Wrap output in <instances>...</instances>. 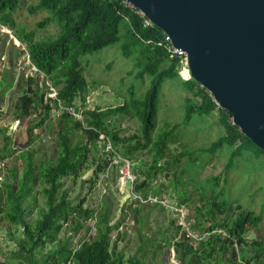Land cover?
<instances>
[{
	"label": "trees",
	"instance_id": "trees-1",
	"mask_svg": "<svg viewBox=\"0 0 264 264\" xmlns=\"http://www.w3.org/2000/svg\"><path fill=\"white\" fill-rule=\"evenodd\" d=\"M21 0H0V26L14 30L16 28L12 13L15 12ZM31 14L47 12L50 18L40 24L45 28L50 23H57L61 27V36L55 40L34 41L31 35L17 34V38L26 44L31 62L43 72L48 80L53 82V87L59 91V98L66 107H73L77 100L82 106L87 105L88 85L82 68V58L87 54L98 52L111 47L120 41L127 39L124 46V55L132 57L136 54L135 68L138 69L137 79L144 80L151 78L152 86L143 99L134 96V89L131 90V101L123 106L110 107L107 110H86L84 123L86 128L81 127V122L73 116L65 113L61 117V132L59 133V157L57 163H45L38 166L34 157L37 150H27L21 158L26 161L23 168V175L19 177L16 170H12L5 182L0 187V222L2 217L11 227L7 235L11 243H15L13 251L5 264H145L139 259L126 260L123 254L116 252L117 247L113 244L112 238L115 232H119L125 221L128 219V212L134 215L136 223L140 227L146 215H142L140 205L135 208L129 204L124 209V219L115 227H112V206L104 202L101 212L97 218L93 217L94 211L85 210L83 204H73L70 193L65 189L63 180L66 177L82 178L91 169L93 179H98L101 174L110 170V162L103 159L100 163L93 159L90 161V154L97 147L100 134H105V145L109 140L113 147V153L122 154L125 159L134 160V155L151 149L155 157L154 170H167L173 165L168 162L167 166H159L166 158V152L171 143L176 140L175 135L183 124L189 125L195 116H214L219 114L221 125L225 129V135L210 147L203 149V152L214 155L222 150L225 145L233 146L232 158H240L241 150L245 143L248 149H254L257 154H264L250 139L243 135L240 129L233 124L232 115L217 105L211 94L202 88V85L195 79L185 81L180 74L182 60L173 57L169 53L165 33L156 26L145 28V18H142L138 11L133 10L127 4V0H40L31 7ZM125 32V35H122ZM180 81L185 85L190 96L186 100V112L184 121L176 125L169 124L167 129L156 141L154 134L158 128L160 114L161 96L165 85L169 81ZM2 82L0 87L6 85ZM13 83L1 93L4 96ZM25 94L15 104V111L18 112V119H25L36 109H39L40 121L29 124L28 132L31 135L35 129L41 128L52 115V105L46 101L45 91L39 88L35 78L29 77ZM49 90V89H48ZM80 110V109H79ZM127 116L134 117L141 122L142 135L124 138L119 135L118 130L111 129L108 121L113 117ZM74 128L82 129L90 138V145L83 142H73L71 134ZM83 126V124H82ZM75 130V131H77ZM5 134V133H4ZM5 137V140H8ZM135 141L133 144L128 141ZM240 144V145H238ZM238 145V146H237ZM107 147V146H105ZM121 152H120V151ZM1 154V152H0ZM112 154V153H111ZM197 153L187 152L183 156L194 157ZM110 154L107 153V156ZM12 156L0 155V159ZM157 156V157H156ZM158 162L159 159H163ZM180 161L178 158L177 162ZM40 171L38 172V169ZM233 168L231 162L224 168V174L211 177L208 181L216 186L221 183V177L227 175ZM12 176V178L10 177ZM152 175H149V179ZM183 180L175 183V187H181ZM42 186L40 193L45 198V208L42 209L41 218L31 225L27 216L34 209L36 201V188ZM185 186V185H184ZM227 186V185H226ZM149 184L143 181L134 186V192L147 198ZM221 191L207 202L196 217V225L192 231L209 232L216 229L224 230L232 240H222L218 236H212L207 241L196 246L195 239L189 237V233L180 236L182 227H178L177 234L171 238L163 232L162 245L169 249L173 248L180 264H238L233 249V240L239 245L238 258L244 264H264V243H254L255 251L242 249L246 244V235L250 228H259L263 217L253 212L240 211L235 218L231 219L232 209ZM185 197L184 193H180ZM185 202V198L180 199ZM163 209V208H162ZM164 210V209H163ZM216 212L219 213L216 216ZM97 213V212H96ZM218 216H223L221 219ZM95 219L94 230L96 236L89 242L81 244L80 248L73 252L67 243L61 239L65 225L72 223L71 230L77 235L80 233L85 222ZM208 225V226H207ZM21 229V236L17 237V231ZM16 230V232H15ZM91 231L88 229L86 235ZM121 234H119V237ZM202 236V237H203ZM181 237V239H179ZM52 248L47 253L44 251ZM234 250V249H233Z\"/></svg>",
	"mask_w": 264,
	"mask_h": 264
},
{
	"label": "rangeland",
	"instance_id": "rangeland-1",
	"mask_svg": "<svg viewBox=\"0 0 264 264\" xmlns=\"http://www.w3.org/2000/svg\"><path fill=\"white\" fill-rule=\"evenodd\" d=\"M39 1H20L17 10L12 13L16 26L14 30L0 26V85L2 82L7 83L0 87V155L12 154V156L0 159V187L12 170H16L19 177L23 175L26 161L21 156L27 150L38 151L34 157L38 166L42 167L49 162L57 163L60 151V121L65 113L74 115L73 118L83 124V126L81 124L83 129V127L86 128L83 115L86 110L99 109L103 111L110 107L123 106L128 100L131 101L132 88L134 96L143 99L152 86L151 78L145 77L144 80L136 78L139 71L135 68L136 54L134 53L132 57L124 55V46L127 42L125 38L114 46L87 54L82 58V68L88 85L86 106L83 107L80 100H77L73 107H55V103L52 102H62L59 98V91L55 90L57 88L53 87V82L33 65L26 44L22 43L17 38L18 35L15 34L17 32L31 35L34 41L55 40L61 36V27L57 23H50L45 28L39 27L50 18L47 12L31 14V7L36 6ZM10 35L15 39H11ZM122 35H125V32H122ZM29 77L37 80L39 88L46 93L47 103L53 106L50 120L41 128L35 129L31 135L28 132V126L41 120L39 109L31 112V115L25 119H18V112L15 111V104L25 94ZM11 82L13 83L12 87L2 96L1 93ZM189 96L190 92L182 82L176 80L166 83L161 96L158 128L154 134L156 141L169 124L176 125L184 121L186 100ZM111 120L108 121V126L118 130L122 137L129 138L128 140L133 136H137V140L142 138V125L137 118L119 116L113 117ZM70 125L73 127L74 122L71 121ZM82 129L77 130L73 127L72 141L90 145V138ZM224 135L225 129L220 123L219 114L215 113L214 116L205 118L199 115L195 116L189 125L183 124L178 130L175 135L176 140L171 143V147L166 152L165 160L164 158L158 160V162L164 160L159 165L162 167L171 162L173 165L170 166V169H155L154 172L148 174L155 167L154 154L149 151L151 149L135 154L131 168H129L128 160L122 154H114L112 146L103 143L107 138L105 134H100L97 147L90 154V161L96 158L95 160L100 163L106 159L110 162V170L89 183L88 180L92 178L94 169L87 172L86 168V174L82 178L66 177L63 180L65 189L69 191L74 205L81 203L85 210L96 211L97 213L95 212L93 215L95 219L101 212L104 202L107 203V206H112V227L124 219L123 210L121 220L116 222L121 210V203L129 194L132 196L128 199L129 202L125 204L124 209L129 204L133 206L135 201L140 202L134 206L138 208L140 205L142 215L147 217L146 220L142 221L139 227L136 218L129 211L128 219L122 229L115 232L112 238L113 244L117 247L116 252L123 254L127 261L137 258L145 264H180L174 247L169 249L163 246L162 250L159 249L163 241V232H165V236L173 238L177 234L178 227L183 225L185 231L195 239L196 246L207 241L196 239L201 233L192 236L193 231L191 228H187L182 214H185L188 222L195 226L198 213L202 211L203 217V212L207 213L208 211L203 209L205 204L221 191L232 209L231 219L240 212L238 211L240 208H242L241 211L253 212L255 215L263 217L259 228H250V233L246 235L247 244L242 248L247 251H255L254 243H264V154H257L253 150L254 147L253 149L246 148L247 145H250L247 143L241 150V157L236 159L232 158L234 147L229 145H225L214 155L203 152V149L210 147ZM5 137L9 139L5 140ZM128 142L136 144L132 140ZM187 152L197 154L194 157L183 156ZM107 153L110 155L107 156ZM178 158H180L179 162H177ZM229 162L232 163L233 168L227 175L221 177V183L218 186L210 183L209 178L224 174V168ZM129 171L133 179L130 178ZM149 175H152V179L148 178ZM10 177L12 178V176ZM130 180L133 181L132 189L129 188ZM181 180L185 186L175 187V183ZM143 181L149 184L147 192L152 193L148 197H159L158 201L143 203L136 197L140 194L134 192V186H138ZM41 187L36 188L34 209L26 217L31 225L41 218L40 213L45 208V198L39 194ZM182 192L185 197L180 196ZM181 198H185V202H181ZM238 206H240L239 209ZM178 212L181 214V218ZM218 214L216 212V216ZM218 217L223 219V216ZM95 219L85 222V227L78 235L71 230L74 226L72 223L65 225L61 239L68 244L70 250L77 251L82 243L89 242L96 236ZM10 229L11 227L2 217L0 222V264L9 262L11 253L15 251V243H11L7 235ZM88 229L91 231L86 235ZM119 234H121L120 237ZM182 234L181 232V237ZM16 235L17 237L21 236L20 228ZM206 238L203 237V239ZM233 249L231 248V253H235L238 264H244L238 258L240 252L234 246ZM50 250L52 248L46 249L44 253Z\"/></svg>",
	"mask_w": 264,
	"mask_h": 264
},
{
	"label": "water",
	"instance_id": "water-1",
	"mask_svg": "<svg viewBox=\"0 0 264 264\" xmlns=\"http://www.w3.org/2000/svg\"><path fill=\"white\" fill-rule=\"evenodd\" d=\"M127 1L187 53L193 79L264 150V0Z\"/></svg>",
	"mask_w": 264,
	"mask_h": 264
},
{
	"label": "built area",
	"instance_id": "built-area-1",
	"mask_svg": "<svg viewBox=\"0 0 264 264\" xmlns=\"http://www.w3.org/2000/svg\"><path fill=\"white\" fill-rule=\"evenodd\" d=\"M127 4L133 8V6H132L128 1H127ZM133 10H135V8H133ZM139 14H140V16H141L142 18H145L144 15L141 14L140 12H139ZM145 19H146V18H145ZM144 25H145V28H151V27H154V24H153L151 21L147 20V19L145 20ZM10 37H11V39H15L12 35H10ZM166 42H168V44H167V48H168L169 53L172 54L173 57H178V58H181V60H182V66H181V68H180V74H181V77H182L185 81H189V80H191L193 77H192V75H191L190 63H189V57H188L187 53H186L185 51H183V50L177 49V48L173 45L171 38H169L168 36H166ZM55 90H56V89H55ZM55 92H56V91H55ZM55 94H56V93H55ZM57 100L59 101L58 97H57ZM52 103H55V107H58V106H63V107H65V106H64V103L61 102V101H59V102H52ZM71 115H72V114H71ZM73 116H74V115H73ZM75 117H76V116H75ZM109 144L112 146L110 140H109ZM112 150H113V147H112ZM126 160H128V159H126ZM127 162H128V163H127L128 167L131 168V161L128 160ZM129 173H130V178L133 179V177L131 176V172H130V171H129ZM136 197H138L143 203L155 202V201H158V199H160L159 197H155V196H151V197H147V198H143L142 196H136ZM144 205H145V204H144ZM183 211H184V210H183ZM178 213H179V212H178ZM179 216H180V218H181V214H180V213H179ZM182 217H183V221H184L185 224L187 225V228H191V229H192L193 226L191 225L190 222H188L186 215H185V214H182ZM181 221H182V219H181ZM188 223H190V224H188ZM181 227H183V228L185 229V227H184L183 225H182ZM194 234H195V233L193 232V235H192V236H194ZM202 235H203V233H202ZM189 237H191L190 234H189ZM203 237H204V236H203ZM191 238H193V237H191ZM193 239H194V238H193ZM196 239H197L198 241H200V240L203 241V238H200L199 236H198V238H196ZM194 244H195V243H194ZM195 245H196V244H195Z\"/></svg>",
	"mask_w": 264,
	"mask_h": 264
},
{
	"label": "bare ground",
	"instance_id": "bare-ground-1",
	"mask_svg": "<svg viewBox=\"0 0 264 264\" xmlns=\"http://www.w3.org/2000/svg\"><path fill=\"white\" fill-rule=\"evenodd\" d=\"M131 161V160H130ZM131 163H132V161H131ZM130 182H132V184H133V181L132 180H130ZM183 228V227H182ZM182 235H184V234H187L188 232L187 231H185V229L183 228L182 229ZM198 233H201V234H199L198 236L200 237V238H203L202 236V232L201 231H197V232H195V234H198ZM204 236L205 237H207L206 239H203V241H205V240H208L210 237H212V236H218V237H220V239H222V240H232V238L224 231V230H221V229H216V230H214V231H209V232H204ZM233 243H234V247L239 251V245H238V243H237V240H233Z\"/></svg>",
	"mask_w": 264,
	"mask_h": 264
},
{
	"label": "clouds",
	"instance_id": "clouds-1",
	"mask_svg": "<svg viewBox=\"0 0 264 264\" xmlns=\"http://www.w3.org/2000/svg\"><path fill=\"white\" fill-rule=\"evenodd\" d=\"M29 53V52H28ZM233 121V120H232ZM138 196H140V195H138Z\"/></svg>",
	"mask_w": 264,
	"mask_h": 264
}]
</instances>
